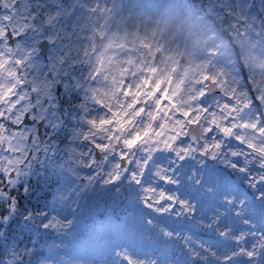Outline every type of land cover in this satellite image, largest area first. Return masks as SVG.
<instances>
[{
  "label": "snow or ice",
  "instance_id": "obj_1",
  "mask_svg": "<svg viewBox=\"0 0 264 264\" xmlns=\"http://www.w3.org/2000/svg\"><path fill=\"white\" fill-rule=\"evenodd\" d=\"M0 7L7 9L0 14V200L6 201L7 212H14L17 198L11 186L32 156L26 145L38 143L20 131L36 109L29 93L22 91L31 53L20 51L16 41L36 11L29 17L27 0H0ZM182 7L198 16L192 7ZM158 11L156 5L136 4L120 19ZM91 13L96 23L83 55L92 68L91 80L99 82L89 88L91 99L107 115L88 119L90 129L83 138L93 142L105 162L109 153L115 155L106 184L127 177L142 191L143 207L132 232L143 246L142 255L127 247L117 249L119 264H264V191H257L254 200L237 199L227 174L246 176L253 189L264 184V86L252 76L251 82L242 77L241 87L223 70L206 69L185 97L174 73L170 79L161 74L163 52H153L151 46L139 53L129 48L116 64L106 66L95 41L119 35V21L116 31L111 27L115 5L97 4ZM59 16L50 13L45 22L53 24ZM209 54L215 55L216 49ZM46 87L37 85L30 92ZM95 163L92 157L88 166ZM149 176L155 183L145 186ZM9 220L8 214H0V226ZM41 226L68 224L54 219ZM26 254L31 250L22 253L11 246L0 255V264H24Z\"/></svg>",
  "mask_w": 264,
  "mask_h": 264
},
{
  "label": "rangeland",
  "instance_id": "obj_2",
  "mask_svg": "<svg viewBox=\"0 0 264 264\" xmlns=\"http://www.w3.org/2000/svg\"><path fill=\"white\" fill-rule=\"evenodd\" d=\"M27 3L30 6L29 17H31L32 10L36 11L37 22L30 20V25L34 26L36 31L41 32V40L47 39L51 44L48 53L49 61L45 62L43 57L41 61L42 83L47 85L51 101H53L54 94L51 93L49 81L52 79L53 85L57 83L63 89L67 88V81L64 78L67 69L72 63L85 62L83 52L90 44L89 37L92 36V28L96 23L91 9L97 4L103 7L115 5L117 15L111 21L114 31L117 30L119 21V35L115 38L110 36L105 40L103 51L98 53L106 66L108 63L116 64L121 53L129 48L139 53L151 46L153 52L159 50L163 52L160 64L161 74L170 79L175 69L176 83L178 86H183L182 91L185 97L191 94L198 80L204 78L206 69L223 70L227 77L241 87H244L242 77H247L251 82L252 76L264 86V71H262L264 69V0H257L256 7L251 5V0H206L198 16L186 12L182 7L183 5L190 6L187 0H27ZM136 4L156 5L159 11L147 17L133 15L120 19L122 14ZM172 6H174L173 10ZM165 9H167L165 14L160 16L159 12ZM55 12H59L60 16L55 23L47 24L45 20L48 14ZM210 15L223 26L227 32L225 35L216 33ZM238 32L246 33V35L240 37L237 35ZM234 44L249 48L246 54L241 55L239 60L242 62L237 65L233 58ZM114 48L118 50L113 51ZM212 49H216L215 55L209 54ZM182 56L185 57V62L179 65ZM244 66L245 70L242 72L241 69ZM52 107L54 112L51 114L50 126L59 132L63 126L61 124L63 113L59 110V106ZM84 107L89 112L88 117L84 115L72 128L66 141V151L57 152L58 157H55L52 151L44 154V167L47 166L53 175H58L61 181L59 186H62L49 221L58 219L68 224L67 227L56 228L59 240L55 242V245L61 252V256L44 261L51 262V264H66L64 257L70 254L69 250H75L78 247V241L74 239L77 236L80 238L85 232L80 231L81 225L94 212V198L98 196V200L102 199L104 188L107 185L104 181L108 178L107 173L110 171L111 164L116 161V157L108 160L107 167L104 169H101V166H93L90 169L88 166V161L94 157V151L91 146L93 142L83 138V133L90 129L87 120L105 116L107 111L95 113L97 107H94L90 101L89 106ZM20 131L24 132L27 137L30 129L24 128ZM26 147L29 150L30 144L28 143ZM36 170L25 167L20 170L16 180L29 179L32 171L36 172ZM99 171L104 172L106 178L101 177L102 174H98ZM238 177L245 185H248L246 176L238 175ZM149 183L154 185L155 179L150 176L146 177L145 186ZM116 184L118 195H122L126 190L127 199L142 206L139 199L142 195L140 186L129 182L127 177H122ZM257 191H264V184L258 185L255 192ZM233 194L235 195L236 192ZM235 196L237 199L241 198L238 195ZM247 199L254 200L252 196ZM101 207L103 208V205ZM112 220L113 217L111 218L108 213L107 218L98 223V226L104 224V229L107 231L102 233L98 242L105 250L101 255L102 258L93 259L86 255L80 262L68 259L69 264H119V258L114 254L118 247L119 249L127 247L133 255H142L135 250L142 248L139 242L135 247L131 246L132 241L135 240L132 236L133 227L138 225L139 218H130L125 228L124 237L129 244L118 243L117 247L116 244L112 245L111 240L103 242L112 229L109 226L113 225ZM191 230L195 235H202L194 229ZM91 247V244L86 245L87 249H95ZM152 247L155 250L156 246ZM86 252L91 254L88 250Z\"/></svg>",
  "mask_w": 264,
  "mask_h": 264
},
{
  "label": "trees",
  "instance_id": "obj_3",
  "mask_svg": "<svg viewBox=\"0 0 264 264\" xmlns=\"http://www.w3.org/2000/svg\"><path fill=\"white\" fill-rule=\"evenodd\" d=\"M194 10H198V7L194 6ZM60 182L58 175H53L48 169H41L35 176L18 180L11 186V194L16 196L17 205L14 212H7L4 206L6 201L0 200V214H8L10 216L9 222L0 226V232H4V235L0 236V255L4 253L5 249L15 246L22 253L25 248L31 250L32 254L24 256V264H42V262L50 258L61 256V252L55 245V242L59 240L57 229L41 226L49 222L56 197L62 187L59 186ZM127 198V193L122 194L118 203L113 198L107 209H101V201L94 200V212L81 225L82 229L80 231L85 232L81 234L80 238L77 236L74 239L78 241V247L75 250H69L70 254L64 257L66 264H69L68 259L80 262L86 255L91 258H97V256L100 257L104 253L103 246L99 245L98 242L102 233L107 231L104 229V224L98 226V223L105 220L108 213L111 218L113 217L112 222L114 223L109 225L112 229L103 242L111 240L119 244L128 243L126 237H124L125 228L129 219L132 218L131 216H134V209L137 206L132 203V200ZM29 214H32V219L26 218ZM102 225L103 227H101ZM136 242L138 241L133 240L131 246L135 247L134 244ZM87 244H91V248L95 249H87ZM86 250L91 252V254L87 253ZM135 250L137 252L138 249Z\"/></svg>",
  "mask_w": 264,
  "mask_h": 264
},
{
  "label": "flooded vegetation",
  "instance_id": "obj_4",
  "mask_svg": "<svg viewBox=\"0 0 264 264\" xmlns=\"http://www.w3.org/2000/svg\"><path fill=\"white\" fill-rule=\"evenodd\" d=\"M6 13L7 9L0 7V14ZM36 22L37 19L34 20V23ZM41 42V32L36 31L35 27L31 25L23 32L21 38L16 41V44L20 47V51L31 53L28 60V63L30 64L27 75L28 83L22 89V91L28 92L32 97L33 106L35 107L36 111L31 112L27 122L21 128L30 129L29 135H32L33 139L38 141V143L36 144L29 143L30 148L28 151L32 153V156L29 160L28 165H26L25 167L30 170L40 167L44 160L43 154L55 148L57 144V129H54L50 126L51 114L54 112L52 106H54L55 108L56 106H59V110L61 111V113H63V116L65 117L67 123L71 125L76 124L80 118H83L84 115L88 117L89 112L85 111L84 106H89V101L92 105H94V107H97L95 113L107 111L102 107V105L97 104L94 100L91 99V92L89 91V88L99 86V82L93 83V81L91 80L90 72L92 68L91 65L86 62L72 63L69 69H67L64 76L67 81V88L63 89V87L60 84L58 85L57 83L53 85L52 79L49 81L52 90L51 93L54 94L53 101L49 99L50 92L48 91L49 89H47V87L37 93L30 92V89L32 87H35L37 85H46L45 83H42L41 78ZM105 42V40L102 41L101 44L97 47L100 49V52L103 51ZM117 50V48H114L113 51ZM44 61L48 62L49 58L45 59ZM101 61L102 63H105L104 60ZM45 82L47 83V81ZM44 92H46V94H44ZM37 100L39 101L38 104L35 103V101ZM63 103L65 107L62 106ZM62 117L61 120H63ZM91 146H93L94 157H100V160L91 165L90 169H92L93 166H101V169H104L107 167L106 163L108 162V160H113L115 158V155L111 154V158V155L108 154V160L107 162H105L101 154L95 153L96 149L94 148V144H92ZM100 173L101 172L99 171L98 174ZM33 174L34 171H32L31 175ZM101 174V177L106 178L104 172ZM17 180L21 179L19 178ZM112 186H114V189H117L116 183L107 184L104 188V197L112 193Z\"/></svg>",
  "mask_w": 264,
  "mask_h": 264
},
{
  "label": "water",
  "instance_id": "obj_5",
  "mask_svg": "<svg viewBox=\"0 0 264 264\" xmlns=\"http://www.w3.org/2000/svg\"><path fill=\"white\" fill-rule=\"evenodd\" d=\"M196 1H199V0H196ZM48 47H49L48 41L44 40L41 44V52L44 56H47Z\"/></svg>",
  "mask_w": 264,
  "mask_h": 264
}]
</instances>
